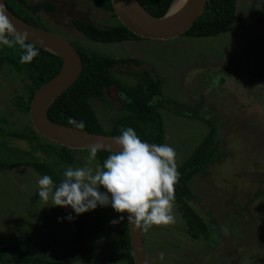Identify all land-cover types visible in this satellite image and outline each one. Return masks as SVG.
Returning <instances> with one entry per match:
<instances>
[{"label": "rangeland", "instance_id": "obj_1", "mask_svg": "<svg viewBox=\"0 0 264 264\" xmlns=\"http://www.w3.org/2000/svg\"><path fill=\"white\" fill-rule=\"evenodd\" d=\"M39 1L43 0H28L30 4ZM48 1L56 5L55 12L27 10L40 26L64 35L79 49L117 58L133 56L151 63L163 80L169 101L192 106L201 103L199 113L217 125V155L206 165V172L190 181L202 201L189 203L210 225L209 238H192L187 219L174 202L175 223L153 226L146 232L149 264H264V32H259L264 30V0H238L243 22L225 34L109 43L88 39L75 28L73 20L114 25L119 23L114 12L90 0ZM138 70L129 65L114 68L129 84L137 80L134 72ZM24 77L8 64L0 71V116L10 122L2 123L4 127L20 130L30 123L29 115L13 104L16 95L28 93ZM105 98L93 99V104L101 123L109 129L126 112L121 109L126 101L115 85L106 87ZM165 105L161 108L165 144L175 149L179 166L211 127L200 119L175 113L170 103ZM11 142L27 147L23 140L12 138ZM74 154L73 168L88 165V152ZM97 165L95 159L88 166L95 169ZM40 177L24 165L0 170V238H68L75 234L67 208L52 206L51 200L47 204L40 201ZM84 214L83 224L89 231L94 228L96 236L87 241L93 243L90 253L73 264H125V250L118 238L123 214L110 204L98 205ZM113 220L119 223H111ZM161 252L163 260L159 258Z\"/></svg>", "mask_w": 264, "mask_h": 264}, {"label": "trees", "instance_id": "obj_2", "mask_svg": "<svg viewBox=\"0 0 264 264\" xmlns=\"http://www.w3.org/2000/svg\"><path fill=\"white\" fill-rule=\"evenodd\" d=\"M96 6L114 12L111 0H90ZM141 3L154 15L163 16L171 6L173 0H140ZM8 7L18 16L32 24L40 26L27 11L38 12L41 9L55 12L56 5L48 0L30 4L28 0H8ZM115 17L116 14L113 13ZM243 22L242 16L237 10V0H208L204 12L195 23L186 31L185 35L193 37L215 36L232 31ZM75 28L88 39L97 42H122L126 40H141L139 35L133 33L120 21L118 24L99 26L82 19H74ZM42 27V26H41ZM44 28V27H43ZM36 46V45H35ZM39 55L31 63L21 64L22 50L19 46L7 48L0 46V71L8 64L18 73L25 75L24 81L27 87V95L18 94L13 100L14 107L29 115L31 101L35 92L45 82L52 79L62 66V58L39 46ZM83 60L82 71L77 81L66 89L51 105L49 116L52 120L66 125L68 118L83 121V130L119 135L122 127L133 128L142 141L155 144H164L165 121L160 111L165 103L173 104L178 114H186L189 117L201 118L210 125L207 136L194 150L192 155L178 166L179 181L175 185V203L181 214L187 219L192 238L203 235L206 238L210 225L204 218L195 212L189 201L196 199L202 201L191 186V179L198 173L207 171L206 165L217 155L215 134L217 125L212 119L204 118L192 107L168 100L162 91V79L152 77L150 71L144 70V60L137 57H112L104 56L96 52H88L79 49ZM136 65L139 68L134 72L137 80L132 84L123 82L115 73L114 68L120 65ZM117 86L126 102L121 109L126 111L114 125L106 129L101 123L93 99L105 101V89L109 86ZM184 107V110L181 108ZM193 111V114H192ZM30 118V116H29ZM2 123H10L5 116H0V170L12 167L27 166L37 173L49 175L55 184L59 185L64 168L75 164V152L89 149H71L51 141L40 134L30 123L20 130L4 127ZM73 126V125H70ZM23 140L27 147H22L11 142V139ZM113 151L100 150L96 160L102 167L103 161ZM76 223V232L73 236L53 237L34 235H12L0 238V264H73L91 251V244L96 232L93 228L89 231L84 223V213L77 215L71 207H67ZM118 230V238L124 247L126 254L125 264H135L126 214ZM146 232H144V235Z\"/></svg>", "mask_w": 264, "mask_h": 264}, {"label": "clouds", "instance_id": "obj_3", "mask_svg": "<svg viewBox=\"0 0 264 264\" xmlns=\"http://www.w3.org/2000/svg\"><path fill=\"white\" fill-rule=\"evenodd\" d=\"M239 27L241 26L237 28ZM29 36L30 33L27 31L20 32L17 30L9 18L6 8L3 4H0V46H6L7 48L19 46L22 50L21 64L31 63L40 54L39 49L29 41ZM145 65H150L151 69H148ZM142 67L144 70L150 71L152 77L161 78L157 68L151 63L144 62ZM162 91L164 92L163 80ZM183 104L187 105L185 102ZM188 106L198 113L201 109V103L196 106ZM164 107L166 108V105ZM67 123L73 125L74 129L83 130L85 128L83 121H77L71 117L68 118ZM216 137L217 133L214 140L215 147ZM113 139L117 149L108 155L103 161L102 167L97 165L93 169L88 166L96 159L97 153L100 151L98 145H92L87 157L88 165L64 168L59 185L55 184L49 175L40 177L38 179L40 201L47 204L51 200L52 206L71 207L77 215L94 210L98 205L106 207L110 204L117 213L126 214L128 224H134L136 229L143 231V234L153 226L161 227L174 224L175 185L179 181L180 174L176 161V151L173 147L165 144L166 133L164 144L152 142V144H148L141 140L133 128L122 127L120 134ZM101 188L105 191H101ZM71 216L67 218L71 220ZM124 218L125 216L121 215L120 219L123 220ZM74 223L75 221L73 227ZM111 223L116 224L119 221L113 220ZM76 229L75 223V232ZM145 236L146 234L144 239ZM159 258L163 260L164 253L161 252Z\"/></svg>", "mask_w": 264, "mask_h": 264}, {"label": "water", "instance_id": "obj_4", "mask_svg": "<svg viewBox=\"0 0 264 264\" xmlns=\"http://www.w3.org/2000/svg\"><path fill=\"white\" fill-rule=\"evenodd\" d=\"M208 0H173L163 16L150 12L140 0H111L119 21L133 33L146 39L170 40L183 35L204 12ZM7 10L9 18L20 32L30 33L29 41L62 58L59 72L42 84L35 92L30 105V118L35 129L46 138L72 149H90L98 145L100 150L115 151V135L74 129L52 120L49 109L53 102L79 78L83 60L72 42L59 33L27 22L16 15L0 0ZM151 69L150 65H145ZM152 144L148 141H143ZM130 244L135 264H149L142 230L134 224H128Z\"/></svg>", "mask_w": 264, "mask_h": 264}, {"label": "flooded vegetation", "instance_id": "obj_5", "mask_svg": "<svg viewBox=\"0 0 264 264\" xmlns=\"http://www.w3.org/2000/svg\"><path fill=\"white\" fill-rule=\"evenodd\" d=\"M42 10H44V11H47L46 9H41V10H39V11H42ZM47 12H51V11H47ZM78 51H79V48H77V47H75ZM129 57H133V56H129ZM125 65V64H124ZM126 65H129V66H133L135 69H139V68H137V66L136 65H130V64H126ZM143 66V65H142ZM143 68V67H142ZM225 82V81H224ZM263 99H264V97L263 96H261ZM255 108V107H254ZM259 112V111H258ZM257 112V113H258ZM203 198V197H202Z\"/></svg>", "mask_w": 264, "mask_h": 264}, {"label": "crops", "instance_id": "obj_6", "mask_svg": "<svg viewBox=\"0 0 264 264\" xmlns=\"http://www.w3.org/2000/svg\"><path fill=\"white\" fill-rule=\"evenodd\" d=\"M238 12H239V8H238ZM259 32H264V30H261V31H259Z\"/></svg>", "mask_w": 264, "mask_h": 264}]
</instances>
